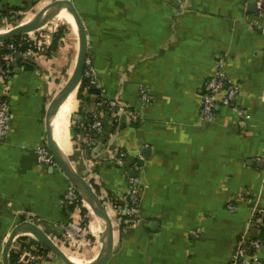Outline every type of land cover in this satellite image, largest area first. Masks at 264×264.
<instances>
[{"label":"crops","instance_id":"crops-1","mask_svg":"<svg viewBox=\"0 0 264 264\" xmlns=\"http://www.w3.org/2000/svg\"><path fill=\"white\" fill-rule=\"evenodd\" d=\"M52 1L0 0V19L37 12ZM72 2L87 29L89 69L105 105L74 94L70 110L61 108L56 117L55 137L117 216L120 241L104 264H229L255 208L264 209V3ZM51 35L43 37L45 54L20 59L8 98L11 128L0 142V264L10 233L23 221L44 229L75 263H89L100 252L95 218L86 228L93 244L83 235L85 252L64 240V224L79 217L65 201L71 183L37 158L46 145L47 109L79 53L77 30L69 24ZM221 59L241 85L237 106L248 111L247 119L226 107H218L212 121L201 118L203 91ZM143 90L152 97L148 105ZM3 93L0 79V101ZM96 113L109 131L114 124L107 142L90 131ZM122 150L128 167L117 165ZM132 178L142 187L139 222L124 227L125 215L116 209L126 204ZM260 233L264 241V218ZM45 256L41 264H64Z\"/></svg>","mask_w":264,"mask_h":264},{"label":"built area","instance_id":"built-area-1","mask_svg":"<svg viewBox=\"0 0 264 264\" xmlns=\"http://www.w3.org/2000/svg\"><path fill=\"white\" fill-rule=\"evenodd\" d=\"M259 3H264V0H259ZM264 35V27L262 30ZM28 43H31V48L26 52H21L20 46L16 44H0V79L4 83V93L2 94V100L0 101V142L7 136L10 131V103L8 98L11 96L12 83L17 71V66L20 63V59L23 62H29L35 55L45 54L46 49L43 43L36 44L30 39H25ZM32 42L34 44H32ZM29 60V61H27ZM88 68L85 71V77L93 78V73L89 69L90 63L88 61ZM241 92V85L239 82L233 80L227 74V62L221 59L217 62L212 77L207 82L202 95V109L201 118L204 121H212L216 115V109L218 107L234 108L238 109L240 115L246 119L249 117V113L246 109H239L237 106V100ZM152 100V97L143 90L141 92V101L144 105H148ZM98 106L103 107L105 105L103 100L97 102ZM109 104V103H108ZM126 113L137 121L139 119L138 113L132 111H126ZM90 131L96 138H100L104 135L105 124L101 119V114H94L92 117V123L90 125ZM38 162L41 165L52 166L58 168L51 153L46 145L39 147L36 150ZM126 154L122 150L118 153L117 165L119 167H125L127 164ZM137 165H135L136 167ZM137 168V167H136ZM130 195L125 201L123 208H117L116 212L128 217L125 222L126 225H135L139 222V195L141 194L142 187L138 179H130ZM65 201L70 206H76L78 211V219L76 217L64 224V240L71 244L76 252L84 248L83 235L90 220V210L84 200L80 197L75 188L71 185L70 189L65 194ZM87 210L84 215L82 210ZM230 210H234V206L229 207ZM264 209L256 207L253 216L244 233L238 237L232 257L229 264H264V258L262 257V251L264 248V241L261 237V227L263 225ZM34 242V245L29 246L22 244L19 246L20 256L19 264H41L46 259V254L42 251V248H37L39 245L35 240L29 239Z\"/></svg>","mask_w":264,"mask_h":264},{"label":"water","instance_id":"water-1","mask_svg":"<svg viewBox=\"0 0 264 264\" xmlns=\"http://www.w3.org/2000/svg\"><path fill=\"white\" fill-rule=\"evenodd\" d=\"M257 6L252 5L251 9L256 11ZM73 18L79 37V53L74 72L64 87L51 101L46 112V146L51 153L57 167L64 173L71 185L78 192L80 197L87 204L90 211L94 213L100 222L102 231L99 234L100 252L98 256L89 263L82 264H104L107 262L118 247L120 237L117 216L108 208L104 199L99 194L93 183V177L86 179L75 168L69 155L62 149L55 137L54 123L62 106L72 97L80 87L85 77L89 61V42L87 29L84 21L72 2V0H54L39 10L31 19L9 31L0 30V44H5L17 37L34 33L57 18L62 12ZM144 157L149 156L150 150L144 149ZM141 161V165H142ZM131 175L136 177V173ZM23 238L33 239L40 246L55 255L64 264H78L63 251V249L46 233L44 229L31 221H23L17 224L3 251V264H11V255L15 244Z\"/></svg>","mask_w":264,"mask_h":264},{"label":"trees","instance_id":"trees-1","mask_svg":"<svg viewBox=\"0 0 264 264\" xmlns=\"http://www.w3.org/2000/svg\"><path fill=\"white\" fill-rule=\"evenodd\" d=\"M16 27V25L14 26ZM27 35H23V36H20V37H17L7 43H5V45H9V44H16V46H20V50L21 52H26L27 50H29L31 48V43H28L25 39H26ZM102 89L98 87V85L96 84V81H94V78H87V77H84V80L82 81L80 87L77 89L76 91V96H77V99L79 100H82V101H87L89 99H92L94 100L96 103L100 101V98L102 96ZM102 100V99H101ZM108 104V103H107ZM106 104V106H107ZM91 121L92 123V118L89 120ZM111 126V125H110ZM114 126V124H113ZM113 126L112 128H110V131L113 132ZM110 131H109V128L107 127V125L105 126V132H104V135L101 136L100 138L104 139L105 142L108 141L109 139V136H110ZM93 134V133H92ZM94 135V134H93ZM99 139V138H98ZM127 159V164L126 165H129L131 164L130 160ZM125 165V166H126ZM128 167V166H126ZM126 169V168H125ZM99 192V190H98ZM76 206H74L73 208V212H77L76 210ZM82 213L85 215L87 213V210H82ZM80 216V214H79ZM128 217H124L123 218V221H122V226L126 227V221H127ZM84 233L86 234L85 238L86 240H90L91 243L93 241H95V239L92 238V236L89 234V232L87 230L84 231ZM84 234V235H85ZM262 237V236H261ZM22 244L24 245H27L29 246L30 244L34 245V242L33 241H30L29 239L27 238H23V239H20L15 247H14V250L12 252V255H11V264H19V256H20V250L18 249L19 246H21ZM93 244V243H92ZM58 245L63 249V245H61V243L58 242ZM37 248L41 249L42 248V251L47 254V255H51L52 257H54L55 259L57 258L55 255H53L52 253H50L47 249L43 248L42 246L40 245H37ZM65 250V249H64ZM85 249H81L80 251H78V253H83L85 252L84 251ZM58 259V258H57Z\"/></svg>","mask_w":264,"mask_h":264},{"label":"rangeland","instance_id":"rangeland-1","mask_svg":"<svg viewBox=\"0 0 264 264\" xmlns=\"http://www.w3.org/2000/svg\"><path fill=\"white\" fill-rule=\"evenodd\" d=\"M36 10H30L28 13L23 12V14H18L17 16H15L14 18H12L11 20H7L5 23H3V20L0 19V30L1 31H9L10 29L14 28V26L16 25L19 26L22 23H25L26 21H28L29 19H31L37 12H35ZM63 25H68L65 21L63 20H56L51 22L50 24H47L43 29H40L34 33L31 34H27L26 39H30V41H34L36 44H39L41 42H44L43 37L44 36H52L51 34L54 33L55 28L59 29L60 26ZM50 38V37H49ZM32 44H34L32 42ZM90 221V220H89ZM96 223L98 224V222L96 221ZM81 254V253H80Z\"/></svg>","mask_w":264,"mask_h":264},{"label":"bare ground","instance_id":"bare-ground-1","mask_svg":"<svg viewBox=\"0 0 264 264\" xmlns=\"http://www.w3.org/2000/svg\"><path fill=\"white\" fill-rule=\"evenodd\" d=\"M56 20H63L65 21L66 23H68L72 28L76 29V25H75V22L73 20V18L67 13V11H64L62 12L57 18ZM74 104V95L72 97L69 98V100L62 106V113H65L67 112L68 110H70V108L73 106ZM71 115V114H70ZM58 121V120H57ZM60 121V120H59ZM55 125V123H54ZM61 126V125H59ZM55 128V126H54ZM59 128V127H58ZM59 130V129H58ZM58 142V141H57ZM92 212V211H91ZM90 217L91 219L92 218H95L96 221L98 222L100 228H101V225H100V222L98 221V219L96 218V216L94 215V213L92 212V214H90ZM97 229V228H96ZM102 231V229H101Z\"/></svg>","mask_w":264,"mask_h":264}]
</instances>
